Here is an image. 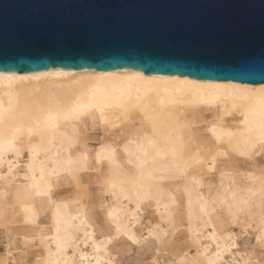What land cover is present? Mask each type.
Wrapping results in <instances>:
<instances>
[{
    "label": "bare ground",
    "instance_id": "bare-ground-1",
    "mask_svg": "<svg viewBox=\"0 0 264 264\" xmlns=\"http://www.w3.org/2000/svg\"><path fill=\"white\" fill-rule=\"evenodd\" d=\"M57 72L67 75H42ZM136 72L143 74L129 69L0 72V77L41 76L39 81L24 83L0 80V132L4 135L0 145L2 264L20 261L96 264L94 256H99L103 264L107 257L102 251L94 253L93 241L99 244L103 239L98 225L112 219L127 224L137 236L154 229V237L160 239H150L149 245L159 250L148 252L147 261L158 259L160 264L181 261L191 264L194 259L198 264H229L233 256L224 249L232 241L241 243L235 234L245 225H250L247 229L250 244L257 245L259 250L255 237L261 234L260 165L264 161L258 157L252 165L240 155L248 150L259 122L257 109L248 102L216 101L188 85L160 83L152 86L155 90L141 88L137 92L138 85L133 84L130 93L124 91L121 95L113 90L104 101L107 125L100 123L98 111L94 113L99 131L93 129L91 118L86 124H76V132L74 116L69 115L68 121L63 119L66 110L81 102L84 89L70 86L74 81L87 85L94 76ZM172 76L201 85L234 84L249 89L262 85L232 80L200 81L176 74L149 77L166 80ZM100 95L97 94V100ZM91 99L90 95L86 96L83 102ZM17 129L14 145L18 152L8 143ZM29 129H33L31 136ZM41 143L42 147L29 151V145ZM113 143L118 146L115 156L108 148L101 147ZM125 144L129 154L123 151ZM197 149L201 158L208 159L207 163H196ZM70 153L73 160L80 157L81 165L87 163L94 170L75 172L77 164L67 163ZM97 153L100 164L95 163ZM211 155L217 157L214 170H210ZM129 159L131 164L127 163ZM69 169L78 181L70 179ZM49 184L54 190L51 198L46 194ZM148 189L150 196L145 199ZM105 191L110 194L103 195ZM136 192L140 193L139 197ZM162 230L169 235L164 236ZM85 231L90 238L85 237ZM69 235L76 239L65 248ZM122 239L125 246L130 245L126 238ZM121 247L120 244L109 246L117 264L131 259L122 254L117 256ZM217 251L221 253L219 258ZM230 251L236 253V249ZM243 251L240 250V255ZM145 252L147 246L139 255ZM81 254L87 259L81 260Z\"/></svg>",
    "mask_w": 264,
    "mask_h": 264
},
{
    "label": "water",
    "instance_id": "water-1",
    "mask_svg": "<svg viewBox=\"0 0 264 264\" xmlns=\"http://www.w3.org/2000/svg\"><path fill=\"white\" fill-rule=\"evenodd\" d=\"M264 83V0H0V72Z\"/></svg>",
    "mask_w": 264,
    "mask_h": 264
},
{
    "label": "snow or ice",
    "instance_id": "snow-or-ice-1",
    "mask_svg": "<svg viewBox=\"0 0 264 264\" xmlns=\"http://www.w3.org/2000/svg\"><path fill=\"white\" fill-rule=\"evenodd\" d=\"M44 76L48 75H55V76H63L67 75V73H45L42 74ZM9 80V81H19L21 83H24L26 81L35 80L39 81L41 79V76H8V77H0V80ZM180 84V85H188L191 89L196 90L197 92H206L213 100H228L231 99L234 102L235 101H241V102H248L250 105L255 107L257 109V114L259 116V122L256 127V135L254 138L250 139L249 141V148L246 152L240 153V155H243L246 157V159L250 162V164L255 165L257 163V158L259 157L262 161H264V83H262L260 88H254L249 89L246 86L242 85H234V84H197L194 81L191 80H181L177 76L169 77L168 79L164 80L158 77H149L145 76L142 73L136 72V73H122V74H108L105 76H94L91 78V81L85 85L82 81H74L72 87L81 88L84 89V91L81 94L80 100L81 102H78L74 108H70L66 110V114L64 115L63 119L65 121H68L69 115H73L76 123L73 125V131L76 132V124L80 122L87 123V120L91 118L93 120V129L99 131V125L96 124L97 117L94 115L95 112H99V121L103 125H107L108 121L104 115V107L105 103L104 101L108 99L112 91H120L121 95H123L124 91H128L129 93L132 91L133 84L138 85L136 87V91L139 92L141 88H144L145 90L151 91L155 90L152 86L157 84ZM122 86V87H119ZM39 90V89H37ZM178 91H181L182 89H177ZM97 94L100 95V99L97 100ZM91 96V100L87 102H83V98L86 96ZM119 107V105H116ZM233 107H236V104L233 103ZM59 112V110H58ZM37 127H39V121L37 122ZM56 128H59V122L57 121ZM19 132V129L15 130V132L12 134L11 138L8 140L9 146L14 150L18 152V149L15 148L14 141L17 140L16 133ZM33 129H29V136L32 135ZM41 140L43 141V133H41ZM4 142V135L2 132H0V145ZM128 143H131L129 141ZM149 143H152L149 141ZM41 145H29V151L35 150L37 147H42ZM73 146V142H69V148ZM102 148H108L113 156L116 155L118 146H116L114 143L109 145H102ZM123 151L125 154H129L127 144L123 146ZM147 153L145 152V156ZM225 158L226 157V154ZM81 157H83V154H81ZM86 161V157H83ZM196 163L204 164L208 162V159L201 158L199 149H197L195 154ZM216 155H211L210 160L212 163V168L210 170H214V165L216 163ZM67 163L69 165L75 163L77 164V168L75 169V172H86L90 169V166L87 163H84L83 165L80 164V157H78L76 160H73V157L71 156V153L69 154V157L67 158ZM96 164L101 163L100 155L97 153ZM127 163L131 164L132 160L129 159ZM142 164L144 161L141 162ZM111 164V162H110ZM260 171H261V189H260V196H261V212H260V231L261 234L256 236L255 239L257 240L259 250L257 251V245H251L249 242V233L247 231L248 227L250 225H245L244 228L241 230V232L236 233V239L240 240L241 243H236L235 241H232L231 243L227 244L224 251L229 252L230 255L233 256L232 260L229 262V264H264V163L260 165ZM69 177L70 179L74 181H78V177L74 174L72 169H69ZM106 188L108 186L107 180L105 181ZM39 194V193H38ZM49 198L54 194L53 186L51 184L48 185V192L46 193ZM109 191L103 192V195H109ZM115 194V193H111ZM135 195L139 197L140 193L136 192ZM145 199H147L150 196V189L145 191ZM126 199L128 197H125ZM234 198V197H233ZM226 199V198H225ZM245 204H247V201H244ZM108 216L111 217L112 213L109 212ZM138 222V221H137ZM87 227V226H86ZM98 227L101 229V236L103 239H101L99 244H96L95 241H93V251L94 253L103 252L104 256L107 257L106 260L103 261V264H117V260L113 258L111 255V252L109 250V246L114 244H120L122 245L121 248L117 249V256H120L121 254L124 257H131L133 255H139L141 251L145 249L147 246V252L152 251H158L159 249H154L149 245L150 239H156L159 241V236L154 237V229H148L147 235L141 234L140 236L134 235L131 233V230L129 226L125 223H122L120 220L112 219L108 223L102 222L98 225ZM156 227H159L157 225ZM79 229H77L78 231ZM164 236H168L169 233L166 230H162ZM173 236H175V230H173ZM85 237H89V234L87 231H85ZM90 238V237H89ZM122 238H126L128 242H130V245L125 246L124 240ZM76 239V237H73L71 235L68 236V242L65 243L64 247L71 246V242H73ZM231 235L229 236V240H231ZM217 248L219 249V245H217ZM236 249V253L233 254L230 250ZM243 249V255H240V250ZM251 249V250H249ZM185 255H187L185 253ZM199 255V252L197 253ZM217 257L219 258L221 256V253L217 251L216 253ZM239 257V258H238ZM244 257H247L245 259ZM81 260L87 259V256L84 254H81L80 257ZM94 259L96 261V264H101V259L99 256H94ZM2 264V262H0ZM18 264H25V262L20 261ZM56 264H60V261H56ZM64 264H67V261L64 262ZM119 264H141L139 261H130V260H124L120 261ZM143 264H160V261L158 259L151 260V261H145ZM175 264V262H173ZM180 264H185L184 261H181ZM191 264H198V262L194 259Z\"/></svg>",
    "mask_w": 264,
    "mask_h": 264
},
{
    "label": "rangeland",
    "instance_id": "rangeland-1",
    "mask_svg": "<svg viewBox=\"0 0 264 264\" xmlns=\"http://www.w3.org/2000/svg\"><path fill=\"white\" fill-rule=\"evenodd\" d=\"M97 134H95L96 136ZM97 138V137H95ZM252 239V238H250ZM0 252H2V249L0 248ZM150 254L148 252H145V253H142V255H133L131 256L130 258V261H139V262H142V261H147L148 258H149Z\"/></svg>",
    "mask_w": 264,
    "mask_h": 264
}]
</instances>
